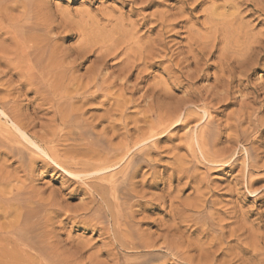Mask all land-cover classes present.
Returning <instances> with one entry per match:
<instances>
[{
    "label": "rangeland",
    "instance_id": "obj_1",
    "mask_svg": "<svg viewBox=\"0 0 264 264\" xmlns=\"http://www.w3.org/2000/svg\"><path fill=\"white\" fill-rule=\"evenodd\" d=\"M37 1H39V3ZM37 1L35 2L38 4L42 3L41 9L43 8V11L41 9L40 11L42 13L46 12L44 13L45 17L42 15L44 20L40 19L43 21H39L42 13L37 10L38 13L40 12V15L36 16L38 13L35 12L34 16L36 17H33L30 23L40 22L44 27L40 25L42 28L39 29L38 27V30L36 29L37 32L34 30L35 33H33L32 31L34 35L31 36V33L30 36L28 34L26 37H28V43L31 42L34 45L35 42L36 44H40L41 39L42 41L50 40L48 41L50 44L47 42L49 45L41 41L42 46L43 43H45L44 46L47 45V51H45L46 49L44 50V46V48L38 47V49H43L46 55V52L50 50L49 47H55L54 50L51 48L52 54L54 53L56 56L54 57L55 60L50 53V56H52L51 62L57 59L56 62H53L55 65L51 63L55 66L53 67L55 70L58 71V65L64 62L65 65L68 62H73V68L72 66H67L69 63L66 66L73 69L72 71L70 68V71L73 72L74 78H72L71 72L68 71L69 68H65L64 64H62L63 70L66 69V71L71 74L70 76L67 75L66 71V74H64V71L60 70L62 66L59 69L61 72L52 71L54 76L57 75L56 77H59L60 84L62 82L61 79H63L62 84H64V87L68 83V80L70 82H73V80L75 82L76 80L78 83H85L88 78H92L91 75L93 70L97 65L99 66V62H101V60L99 61V59L96 58L97 54L95 49H91L93 52L88 50L89 53L86 50H78L79 44H81L80 41H82V36L86 37L89 32L98 35L112 36L116 29L121 28V26L127 27V25H129L130 28L134 29L138 34H135L133 39L138 37L139 39H137L143 49H148L152 40L150 49H154L142 52L143 55L141 54L140 59L137 58L139 60L136 61L137 63L135 62L137 66H134L132 68L133 70L131 69L132 74L131 72H128L129 74L125 73L126 69L124 70L125 66L122 63L124 57L121 54H118L119 56L113 55V57L109 55L108 58L105 59L106 68L103 70L105 76L110 74V76L108 75L109 78L105 77L101 71L102 75L100 74L97 78L95 84V86L97 85L96 88H94V86H91L93 90L89 88V80L88 82L86 81L88 86H86L85 83L80 84L78 87V89L81 90L82 87L80 88V86L84 85L83 87H87L85 89H88L89 93H93L94 89L96 91L102 89V92L97 93L95 91V97L98 96L96 100L86 103L87 105H83L84 101L82 102V100H80V104L76 103L77 99H75L71 104V106H75L73 110L75 112L74 114L80 116L79 119L83 116V119L85 118V120H88L90 127L93 123L96 127H91L92 129L94 128L93 131L96 129V131H99L104 137L107 134L106 136L111 140V142L109 141L110 145L114 148L122 147L125 143L131 146L133 143L131 141L145 134L152 125H157L159 120L154 116L153 107L155 106L152 105L154 104L153 99L158 98L159 95H165V99L160 97L162 100L159 102L160 105H164L166 108L165 112L161 115V120L168 121L171 114H174V118L180 115L179 120H181L177 122V124L174 123L163 133H156L158 135H155L153 138L138 146V149L143 146L148 147L144 156L146 163L144 161V163L142 162L139 165L138 171L132 180L133 183L131 187H129V190H131V199L126 201L125 204H122L123 201H120L121 211L125 210L123 212L124 220L127 218L126 221L130 222L132 229L135 228L139 236L143 239L155 241L154 244L156 248L160 245L159 248L162 252L164 251V241L166 238L168 239H166V242L170 245L173 244L172 248H176V251L173 250L175 253L174 256L170 255L161 261L158 260L149 264H264V0H259L261 2L259 6H256V2L257 5L259 4L258 0H256V2L255 0H248V2L247 0H242V2L241 0H208L209 2H207V0H137L136 2H134L135 0ZM142 1L144 2L142 3ZM235 1H238L237 4ZM211 2H213V5ZM228 2H230V4H227ZM231 2L233 4H231ZM214 5L216 7L219 6L218 10L217 8H213L215 7ZM212 8L213 10H217H215L217 15L220 14L219 12H221V14L225 12L224 15L227 14L228 16L219 17V15L218 19L221 18V22L224 23L228 18L226 22L229 25L232 24L233 29L239 26L237 28H241L240 33L250 36L257 50L254 52L256 54L252 53L250 57H247L248 55H244V57L242 54H239V56H235L236 60L235 58V61L233 59L230 60L231 62L229 61V64H227V61L223 60L226 59L227 56L225 57L223 54L222 57L224 58L219 56L220 51L218 49H211V53L206 50L207 52L204 51L203 54L206 56L208 55L210 59L207 56L208 60L206 61L205 55L200 57L203 62L199 59V63L197 62V64H200L201 66H199L202 69L199 66L197 67H199L202 72L199 74L200 76H197L199 79L194 80V78H196L194 75L196 73L195 71L199 70V68H194V62V64H189V61L182 62V60L185 59L184 61H186L187 58L190 57L189 51L191 50L190 44L192 43V39L190 38L193 36L207 37L209 36L208 34L211 33H209V11ZM1 9L2 7L0 10ZM8 9L5 10L9 12H5L6 15L9 14V16L11 15L12 17L20 15L19 11H17L19 9ZM205 13L207 15H205ZM161 17L163 20L160 19ZM223 17L225 20H223ZM35 19L38 20V22H36ZM45 22H49V24L47 25ZM55 22L57 26L59 25L58 27ZM126 22L128 23L126 24ZM0 23L3 26L1 20ZM60 23L62 25H60ZM51 26L53 29H51ZM128 27L126 29H130ZM1 28L2 27H0V52L2 49L3 53L5 51L7 53H4V56L2 54V56H0V72L5 71L3 72L4 74H0V98L3 99V102H9L11 105H13V103L18 106L20 105V108L17 105L15 108L19 110L20 113L24 112L27 114L26 116L23 114V118L20 116V119L25 125L28 124L26 128L32 138L43 137L44 139H48L52 134L51 130L55 129L57 132L58 129L55 123H53L54 121H50L51 119L53 120V114L51 113H53L52 111L54 110L52 106H47L50 104L39 106L40 103L38 102H41L40 99L43 96L40 97V95H38V97L35 98V92L32 90L34 88L29 85L21 86L23 87L21 88L17 85L21 80L19 75L9 70H12L13 67L17 66L20 62L16 59L12 60L14 54L9 50H15L13 52H16L15 40L20 41L21 38L15 39L13 37L14 35L11 34L7 28V34L5 32V27L3 29ZM47 28L53 31L50 32V30L47 32L49 30H47ZM43 29L45 33H43ZM38 32L44 35L41 34L42 37H38ZM48 33V36L45 35ZM249 33L251 35H249ZM234 35L235 34L232 33L231 37ZM11 37H13L14 40ZM36 37L39 38V40H37ZM45 37H47L48 40H45ZM31 39L37 41H30ZM257 42H261L260 45H257ZM38 44L36 46H38ZM153 45L156 46L153 47ZM261 45L263 46L260 47ZM145 46L148 47L146 48ZM192 48H197L195 43H192ZM259 50L261 54L263 53L262 55L259 54ZM8 51L10 54L12 53V56H7L8 58L11 56V59H8L10 61L6 60L7 58L5 57L9 53ZM43 52L41 51V53ZM68 52H70L69 55ZM48 55L49 54L46 56L49 60L50 56ZM145 55L150 57L147 58ZM253 56H258V60L255 61L257 57L254 58ZM1 57L4 58L1 60ZM65 57L68 58L66 59ZM182 57H184V59ZM58 58L60 60H58ZM61 58L63 60L65 58V60L63 61ZM245 58H249V60L247 59V61ZM178 61L182 62V64ZM249 61L258 63L255 65L256 63H250ZM7 62H9L10 65H7ZM12 62L16 63V65ZM219 62L222 63L221 66L218 64ZM241 62H244V64L242 63V66H238L241 65ZM203 64L205 67H203ZM6 65L9 67V70L6 68ZM177 65L180 66L178 67ZM246 65L249 68L251 65L253 66V68H248V70L252 71H248L247 75H245L247 70H243V68L247 69ZM180 67H182L181 70L187 69L186 72L188 70L190 71V69L193 71L195 70L194 72L192 71L194 74L190 71L194 76L189 79L190 81L192 79L194 82L191 81L190 83L174 78L181 75ZM233 67L243 68L241 70L235 68L234 70ZM119 68L125 73V80L122 79L124 74H120ZM232 68L234 72L231 70ZM220 69L222 71H220ZM242 70L246 72H243L246 76V80L244 79V75H242ZM105 71L108 72L107 75ZM189 71L188 74H190ZM238 71L241 72H239L241 75L237 73ZM173 72H175V76ZM5 74L6 76H4ZM63 74L67 75L64 76L66 79L61 77ZM119 76L121 77L119 78ZM217 76H219L220 79ZM229 76L233 77V83L231 82V85L228 87L229 93L222 88H214L219 81L221 83L225 80H229ZM238 76H242L243 79L237 78ZM70 78L72 80H70ZM214 78L216 79L215 81ZM18 79L20 80L18 81ZM239 80L242 81V83ZM7 82H9V84ZM77 82L75 84L72 83V85L67 84V86H69L66 87L69 88L71 86L77 89L75 87ZM102 82L106 83L103 84ZM101 84L103 85L102 88L100 87ZM63 86L62 88H64ZM66 87L65 89H67ZM204 87L206 88L204 89ZM14 88L15 90L16 88L19 90L15 91ZM30 88L31 90L28 92ZM84 88L83 90H85ZM65 89L62 90L64 91ZM71 89L69 88L65 91H74V89ZM90 90L93 92H90ZM196 90L200 93L198 94ZM208 90L214 93L211 94ZM151 91L154 92L153 95H150L152 93ZM216 91H218V95L215 94L217 93ZM100 93L101 95L104 93L108 97L104 95L100 96ZM208 94L211 95L208 96ZM214 94L217 98H221L219 99L221 100L220 102L217 101L218 99L215 98ZM198 95H203V97L206 96L208 98L207 102L209 101L207 105L211 107H205L201 105V103H194V96L196 97ZM149 97H151V99ZM223 97L224 99L227 98L223 100ZM253 98L256 99L257 102L253 100ZM211 100L213 101L211 102ZM36 103L39 108L36 106ZM11 105H9V107H11ZM13 106L11 108H13ZM176 106H180L182 109H180L181 111L178 112L177 116L175 114L179 110L175 108ZM40 107H42L41 110L37 111ZM20 109H22V111ZM33 109L36 110L34 111ZM69 109H73V107ZM175 109H177V111ZM33 111L37 114L35 115ZM76 111H79V115ZM47 112H49V114H47ZM207 114H209L216 123L222 126L220 140L215 150L220 153L225 152V149V153H227V149L229 150L228 153L230 152V155L225 154V156L231 157L232 155V157L231 160L225 164L215 163L203 156L198 149V144L191 139V134L193 135L204 124ZM253 114L257 120L256 126L258 127L256 130H252L248 127L249 125L246 119L247 116L251 117ZM235 115H239L236 116L239 117L237 119L242 117L243 119L241 118L240 120H244L240 130H247V135L245 137L248 141L241 139V144L238 145L233 141L236 135L233 128L230 126V129L227 128L229 124H233L231 122L234 121ZM32 117L37 119L31 121ZM174 118L173 116L172 119L170 117V121L174 120ZM148 120L151 121L149 122ZM0 121V124L6 122L5 124L10 127V123L2 116L0 117ZM80 121H82V119ZM225 121L228 122L225 123ZM52 124H54L55 128L51 126ZM46 126L49 127L47 128ZM42 127L46 129L45 132H43L44 130ZM51 127L53 128L51 129ZM13 132L17 137L15 141L17 144L15 145L21 146L24 152L27 150L25 152L26 156L29 158L33 157L34 159L33 163H30V166H24L21 162L15 160L14 157L4 154L3 151L0 152V189L3 195L5 193L7 197L12 193L18 192L30 198V210H33L34 213L33 218L30 219L33 225L30 224V227L34 225L38 226L37 228L40 233L43 234L44 240H47L46 242L53 247L54 251L59 256V260L62 262L61 264H119L117 258L120 254H123V251H121V253L117 249L113 251V234L110 229L112 227L110 225L107 226V223L103 222L105 219L99 221L100 219H94L90 216L93 210L90 211L92 204L90 205L89 203L93 199H99L97 194L92 195V188L96 190L100 188L109 190V183H114V178L118 179L119 166L98 173L91 172L93 170L86 171L84 169H75L73 171H76L81 179L72 178L68 173L59 170L49 158L40 154V152L30 144L32 139L29 136L27 139H23L21 134L15 131ZM66 132L65 130L62 133L65 134ZM34 134H36V136ZM63 134L58 133L60 137ZM58 135V138H56L58 140L55 139V144H53V147H55L54 150L60 151V154L76 155L77 153L79 159H86L84 157L86 151L83 148L81 149L74 146L75 144L73 145V143L75 142L72 140V137H66L65 134V137L62 136L61 138H64L60 141ZM124 136H126V138ZM229 137L232 140L229 141L231 144L225 141ZM245 143L248 146L245 145ZM250 146L253 152L249 150L248 153L246 148L250 149ZM60 159L62 160L63 157H60ZM45 161H47L46 163L49 164V166L44 165ZM99 176L101 178L98 181V179L96 180L95 178ZM84 181L86 182L84 183ZM89 183H91L92 186ZM9 192H11L10 195ZM90 206L91 208H89ZM94 206L97 205L95 204ZM109 206L112 207L111 205ZM35 207L37 208L36 210ZM124 214L126 216H124ZM9 220H13L12 216H7L5 220H3V218L0 219L1 222ZM101 222L102 224H100ZM121 227L127 229L128 226L125 224V226L123 225ZM107 229L110 231H106ZM37 233H39L38 230ZM137 251L132 252L137 253ZM125 252L129 251H124V253ZM177 252H179V255Z\"/></svg>",
    "mask_w": 264,
    "mask_h": 264
},
{
    "label": "bare ground",
    "instance_id": "obj_2",
    "mask_svg": "<svg viewBox=\"0 0 264 264\" xmlns=\"http://www.w3.org/2000/svg\"><path fill=\"white\" fill-rule=\"evenodd\" d=\"M35 1H37V0H0V6L2 7V9L0 10V20L2 21V23H3V26L5 27V29L7 28L8 29V31L11 33V34H13L14 36V38L16 39V38H21V40L19 41V40H15V43H16V52H13V51H15V50H9L10 52H12L14 55L12 56V53L10 54V52L5 56L7 59L6 60H8V59H11V56L13 57V59L12 60H18V62H20V63H18V65L17 66H14L13 67V69L12 70H9V67L7 66V65H10V63L9 62H7V69L9 70V71H13L12 73H14V72H16V74H18L19 75V77H20V79H18V81H19V83L17 84V85H19L20 87L21 86H25V85H29V86H31L32 88H34V89H32V90H34V92H35V95H36V97L35 98H37L38 97V95H40V97L41 96H43L41 99H40V101L41 102H38V103H40V105L39 106H41V105H43V106H46L47 104H50V105H47V106H52V109L54 110V111H52V109H51V111L53 112V113H51V114H53L52 116H53V120L51 119L50 121L51 122H53V123H55V126L58 128L57 129V132L55 131V129L53 130L52 128L54 127L55 128V126H54V124H52L51 126H53V127H51V129L53 130H51V138L49 139H44L43 137H40V138H36V137H31V135L28 133V131H27V128H26V126L28 125H25L24 123H22L21 122V117L23 118V116L25 115H27L26 113H22V115H21V113H20V111L19 110H17L15 107H16V105L17 104H15V103H13V105H15V106H13V105H11V104H9V102H3L2 100L3 99H1L0 98V117L2 116L5 120H7L9 123H10V127L9 126H7L5 123L6 122H4V124H0V152L1 151H3V153L4 154H7L8 156H11V157H14V159L15 160H17V161H19V162H21V164L22 165H28V166H30V163H33V157L31 158H29V157H27L26 156V154H25V152L27 151H25L24 152V150L21 148V146H17V145H15V144H17V143H15V141H16V139H17V137H16V135H15V133L13 132V131H15V132H18L19 134H21V136H22V138L23 139H27V137L29 136L31 139H32V141H30L31 143V145L38 151V152H40V154H42L43 156H45L46 158H49L53 163H54V165H56L58 168H59V170H63L64 171V173L66 172V173H68L69 175H71L72 176V178H80V175L79 174H77L76 173V171H73V170H77V169H84V170H86V171H91V170H93V171H91V172H93V173H98V172H103V171H105V170H107V169H110V168H113V167H115V166H119V168H120V170H119V176H118V179H116V178H114L115 179V182L114 183H109L110 184V188H109V190H103V188H100V189H98V190H96L95 188H92L93 190H92V195L93 194H97L98 196H99V199L98 200H95V199H93L92 201H90L89 203H90V205L92 204V208H91V206L89 207V208H91L90 209V211L91 210H93L92 212H91V214L92 215H90V216H92L94 219L96 218V219H100L99 221H101V220H104L103 222L105 223H107V226L108 225H110L112 228H110L111 229V233L113 234V251L114 250H118V251H120V253H121V251H123V254L121 255H119V257L117 258V260H118V262H119V264H149V263H152V262H156V261H158V260H162V259H165L166 257H169L170 255H175V253H174V251L173 250H175L174 248H172L173 247V244L172 245H170L169 243H167L166 242V239H165V241H164V244H165V247L163 248L164 249V251L162 252L161 251V249L159 248V246H158V248H156V246H155V244H154V242L153 241H150V240H147V239H143L141 236H139V234H138V232L137 231H135V228H133L132 229V226H131V224H130V222H127L126 221V219L124 220V218H123V212L125 211V210H122L121 211V209L122 208H120V201L122 202L123 201V203L122 204H125V202L126 201H128L129 199H131V190H129V187H131V185H132V180H133V178H134V176H135V174L137 173V171H138V167H139V165L143 162L144 163V161H145V159H144V156H145V154H146V151L148 150V147H146V146H143V147H141L140 149H138V146L139 145H141L142 143H144V142H146L147 140H149V139H151V138H153L155 135H158V134H160V133H163V132H165L171 125H173L174 123H176L177 124V122H179L180 120H179V116L180 115H178L177 116V114H178V112H180L182 109V105H181V103H180V105H181V108H180V106H176L175 108H177L179 111H177V109H175L176 111H177V113L175 114L177 117H175L174 118V114H171V119H172V116H173V118H174V120H171L170 121V117H169V120L168 121H165V120H161V115H162V113L163 112H165V110H166V108H165V106L164 105H160L159 104V102H160V100H162L161 98L163 97L164 98V96H160L159 95V97L158 98H156V99H153V101H154V104L152 105V106H155V107H153L154 108V116L156 117V118H158V123H157V125H155V126H153L152 125V127H149V129L147 130V132H145V134H142L140 137H138V136H136V137H138V138H136V140H134V141H131V142H133L132 143V145L130 146V144L129 145H126V143L121 147H118V148H114V147H112L111 145H110V142H111V140H109V137L108 136H106L105 135V137L106 138H108V139H106L103 135H101L100 134V132L99 131H96V129H95V131H93L94 130V128L92 129L91 127L93 126V127H95V125H93V123H92V126L90 127V125L88 124V120H85V118L83 119L82 117L83 116H81V119H82V121H80L81 119H79L80 118V116H77L76 114H74L75 112L73 111L74 110V105L73 106H71V104L74 102V100L75 99H77V101H76V103H80L81 104V102H80V100H82V102H83V105L84 104H86V103H90L91 101H93L94 102V100H96V97H98V96H96L95 97V94L94 93H98V92H102L101 90L100 91H96L95 89H94V92L93 91H91V90H93V89H91V86H94V88H96L97 87V85L95 86V84H96V82H97V78L100 76V74L102 75V72H103V75H104V71L103 70H105L104 68H106L105 66H106V64H105V59L106 58H108V56L110 55H112L111 57H113V55H118V54H121L123 57H124V62L122 61V63L124 64V70L126 69V71H125V73H127V74H129L130 72H131V74H132V68L134 67V66H137V65H135L137 62V60H139L140 59V57H141V54L143 55V53L142 52H145V51H147V50H153L154 48H152V49H150L151 47H150V44H151V42H152V40H151V42H150V44H149V48L148 49H143V47L141 46V44L139 43V41H138V37H137V32L134 30V29H132V28H130V26L129 25H127V27L128 28H130V29H126L127 27L126 26H121V28H118V29H116V31L113 33V35L112 36H110V35H98V34H96V33H93V32H89V34H87V36L85 37V36H82V41H80L81 42V44H79V48H78V50L79 51H81V50H86L88 53H89V51H92L91 49L93 48V50L95 49L96 51V58L97 59H99V61L101 60V62H99V66L97 65V67L93 70V72H92V78H88L86 81L88 82V80H89V88L91 89L90 90V92H93V93H89V91H88V89H85V88H87V87H83L82 85L80 86V88H81V90H79L78 89V87H79V85L80 84H85L86 83V81H85V83H78L76 80H75V82H74V80H73V82L71 81H69L68 79V83L67 84H69V85H72V83H76L77 82V85L75 86L77 89H74V87H69L70 89L72 88V89H74V91L72 90V92L70 91H65V90H67V89H69V88H67L68 86H67V84H66V88L67 89H65V87L63 86L64 84H62V82H63V79H61V77L62 78H65L64 76H67V75H71L73 72H71L70 70L73 68V66H72V63H69V64H71V65H69L68 63V65L67 66H72V68L70 69L69 67H67L64 63H62V64H64V67L66 68H69V72H71V74L68 72V71H66V69L65 70H63L64 68H63V66H62V64H60V65H58V67H59V69H60V67H61V69L60 70H63L64 71V74H66V72H67V75H64L63 74V76H61L60 77V79H61V84L59 83V77L57 78L56 76H54V74L52 73V71L54 72V71H56V72H61L59 69H58V71L57 70H55V68H53V67H55V66H53V65H55V63L53 64V62H56L57 61V59H56V61H52L51 62V58H52V56H50L51 54H52V49L51 48H53V50L55 49V47H49L50 48V50H51V52H50V50H49V52H46L47 54H49L48 56H50V58H49V60H48V57L45 55V51H47V45H49L50 43L48 42V41H50V40H48L47 39V37H45L46 39L45 40H48V41H44V42H46V46H44V44L45 43H43V46L45 47H43L42 46V43H41V41H42V39H41V41H40V44H38V46H36L37 44H36V42H35V45L33 44V43H31V42H29L28 43V37H26V36H28V34H29V36H30V34L32 33V31H33V33H35L34 32V30L37 32V30H38V27H39V29L40 28H42V27H44V25H42V24H40V22H38V20H36V22H38V23H30L31 22V20H32V18L33 17H36V16H39L40 15V9H41V5H42V3L41 4H38L39 3V1H37L38 3H36ZM43 1V0H42ZM137 0H135L134 2H136ZM139 1V0H138ZM141 1V0H140ZM144 1H147V0H144ZM144 1H142V3L144 2ZM197 1V0H196ZM195 1V2H196ZM200 1V0H199ZM211 1V0H210ZM240 1V0H239ZM252 1V0H251ZM259 1V0H258ZM206 2V1H205ZM207 2H209L208 0H207ZM238 2V1H237ZM237 2L235 1V3L237 4ZM241 2H242V0H241ZM245 2V1H244ZM247 2H248V0H247ZM255 2H256V0H255ZM254 2V3H255ZM146 3H148V2H146ZM201 3V2H200ZM214 3H215V1H214ZM234 3V4H235ZM252 3V2H251ZM260 1H259V4L257 5V2H256V6H259L260 5ZM196 4V3H195ZM211 4L213 5V2H211ZM227 4H230V2H228ZM231 4H233L232 2H231ZM235 4V5H236ZM253 4V3H252ZM226 5V4H225ZM215 6V5H214ZM229 6V5H228ZM232 6H234V5H232ZM237 6V5H236ZM254 6H255V4H254ZM0 7V8H1ZM219 7V6H218ZM218 7H213V8H217V10H218ZM226 7V6H225ZM235 7V6H234ZM8 8H11V9H19V10H17V11H19V14L20 15H18V16H15V17H12L11 15L9 16V14L8 15H6V13H9L8 11L6 12L5 10L6 9H8ZM213 8L209 11L210 12V16H209V33L210 34H208L209 36H205V37H199V36H197V37H192V38H190V39H192V43H195V45H196V47L197 48H192V43H191V40H190V46H191V50L189 51V55H190V57H188L187 58V60L186 61H184L185 59H184V57H182L184 60H182V62H188L189 61V64L190 63H195V69L196 68H199L200 66L197 64V62L199 63V59H200V57L202 56V55H205V54H203V52L204 51H209V53H211L210 51H211V49H218L219 51H220V57H222V54L223 55H225V57H226V59H223V60H225V61H227L228 63L227 64H229V61L230 60H234V58H235V60H236V57L235 56H239V54H242L243 56L245 55H248L247 57H250L251 56V54L252 53H254L256 50H257V47H256V45H254L253 44V42L251 41V39H250V36H247L246 34H244V33H240V29L239 28H237V27H239V26H237L236 28H232V24H228L227 22H226V20H228V18L225 20V18L223 19V20H225L224 21V23L223 22H221V18L220 19H218V16L219 17H222V16H226V15H224V13H222L221 14V12H219L220 14H216L215 13V10H213ZM222 8H223V5H222ZM231 8H233V7H231ZM255 8V7H254ZM43 9V8H42ZM41 9V10H42ZM225 9V8H224ZM235 9V8H234ZM260 9V8H259ZM258 9V10H259ZM8 10H10V9H8ZM37 10H39L40 12L38 13L37 12ZM216 10V11H217ZM223 10V9H222ZM256 10V9H255ZM257 10V11H258ZM262 10V9H261ZM10 11H12V10H10ZM43 11V10H42ZM181 11V10H180ZM254 11V10H253ZM252 11V12H253ZM260 11V10H259ZM6 12V13H5ZM38 13L36 16H34V13ZM205 12V11H204ZM208 12V11H207ZM42 13V12H41ZM44 13H46V12H43L42 14H41V18H39V21H43L44 20V18H42L43 16L42 15H44ZM254 13V12H253ZM203 14V13H202ZM205 15H207L206 13H205ZM228 16V15H227ZM231 16H233V15H231ZM44 17H45V15H44ZM51 17V16H50ZM52 17H54V16H52ZM217 17V18H216ZM231 18V17H230ZM229 18V19H230ZM40 19H43V20H40ZM48 19V18H47ZM56 19V18H55ZM61 19V18H60ZM160 19H162V17L160 18ZM35 20H33V21H35ZM63 20V19H62ZM163 20V19H162ZM48 21V20H47ZM46 21V22H47ZM234 21H235V19H234ZM45 22V24H49V22L48 23H46ZM57 22V21H56ZM56 22H55V24H56ZM59 22V21H58ZM64 22V21H63ZM165 22V21H164ZM168 22V21H167ZM166 22V23H167ZM208 22V21H207ZM231 22V21H230ZM229 22V23H230ZM44 23V22H43ZM53 23V22H52ZM62 23V22H61ZM60 23V25H62ZM128 22H126V24H127ZM159 23V22H158ZM55 24H53V25H55ZM162 24V23H161ZM205 24V23H204ZM207 24V23H206ZM240 24V23H239ZM42 27H41V26ZM51 25V24H50ZM238 25V24H237ZM2 26V24L0 23V27H2L1 29H3L4 27ZM56 26H57V24H56ZM59 26V25H58ZM57 26V27H58ZM46 27V26H45ZM48 27V26H47ZM135 27V26H134ZM163 27V26H162ZM206 27H208V26H206ZM136 28V27H135ZM7 29H6V34L8 33L7 32ZM37 29V30H36ZM49 28H47V30H48ZM51 29H53V27L51 26ZM51 29H49L47 32H49ZM245 29V28H244ZM1 31V30H0ZM3 31V30H2ZM43 31H44V29H43ZM53 30H51L50 32H52ZM87 31V30H86ZM90 31V30H89ZM208 31V30H207ZM247 31V30H246ZM9 33V34H10ZM31 34V36L32 35H34V34ZM39 33V36L38 37H40L41 36V34H43V33H45V31L43 32V33H41L40 34V32H38ZM79 33V32H78ZM189 33H190V31H189ZM232 33H234L235 35L233 36V37H231V34ZM248 33V32H247ZM10 34V35H11ZM111 34V33H110ZM135 34H137L136 35V37L138 38H136V39H133V37L135 36ZM35 35H37V34H35ZM44 35V34H43ZM45 35H49V33L48 34H45ZM86 35V34H85ZM249 35H251L250 33H249ZM12 36V35H11ZM15 36H18V37H15ZM140 36V35H139ZM191 36V35H190ZM13 37H11L13 40H14V38ZM35 37V36H34ZM42 37V36H41ZM256 37V36H255ZM25 38V39H24ZM37 38V37H36ZM36 38H34V39H36ZM30 39V38H29ZM254 39H256V38H254ZM257 39H258V37H257ZM33 39H31L30 41H32ZM37 40H39V38H37ZM37 40H33V41H37ZM54 40V39H53ZM189 40V39H188ZM260 40V39H259ZM42 41V42H43ZM150 41V40H149ZM258 41V40H257ZM261 41V40H260ZM49 44H48V43ZM143 42V41H142ZM254 42H255V40H254ZM260 43L261 42H257V45H260ZM264 43V42H263ZM28 44H31V45H28ZM33 44V45H32ZM142 44H144V43H142ZM39 45H41V46H39ZM188 45V44H187ZM219 45V46H218ZM50 46H54V45H50ZM154 46H156V45H153V47ZM263 45H261L260 47H262ZM38 47H40V48H44V50L42 49H38ZM146 47V46H145ZM148 47V46H147ZM146 47V48H147ZM259 47V48H260ZM48 48V49H49ZM189 48V47H188ZM264 48V47H263ZM5 49V48H4ZM190 49V48H189ZM89 50V51H88ZM217 50V51H218ZM3 50L1 49V52H2ZM41 51L43 52V53H41ZM56 51V50H55ZM55 51H53V52H55ZM72 51V50H71ZM206 51V52H207ZM219 51H218V53H219ZM260 51V50H259ZM0 52V56H4L5 54L4 53H7L6 51L3 53H1ZM83 52V51H82ZM86 52V53H87ZM93 52V51H92ZM215 52V51H214ZM258 52V51H257ZM51 53V54H50ZM69 53L70 52H68V55H69ZM78 53V52H77ZM150 53V52H149ZM208 53V54H209ZM213 53V52H212ZM259 53V52H258ZM2 54V55H1ZM56 54V53H55ZM79 54V53H78ZM82 54V53H81ZM146 54H147V52H146ZM187 54H188V52H187ZM187 54H186V56H187ZM214 54V53H213ZM231 54V55H230ZM254 54H256V53H254ZM260 55H262L261 54V51H260V53H259ZM8 55H11L10 56V58H8L7 56ZM53 55V58L54 57H56L55 55H54V53L52 54ZM57 55V54H56ZM120 55V56H121ZM152 55V54H151ZM188 55V56H189ZM258 55V54H257ZM259 55V56H260ZM107 56V57H106ZM119 56V55H118ZM117 56V57H118ZM121 56V57H122ZM153 56V55H152ZM185 56V57H186ZM206 56V55H205ZM204 56V57H205ZM208 56V55H207ZM207 56H206V61L208 60V58H209V56H208V58H207ZM244 56V57H245ZM15 57V58H14ZM47 57V58H46ZM58 57H60V56H58ZM69 57V56H68ZM67 57V58H68ZM80 57V56H79ZM116 57V56H115ZM122 57V58H123ZM145 57H147L146 55H145ZM148 57H150V56H148ZM147 57V58H148ZM254 57V56H253ZM255 57H257V59H255V61L256 60H258V56H255ZM254 57V58H255ZM2 58H4V57H1V60H2ZM62 58H63V56H62ZM61 58V59H62ZM66 58V57H65ZM65 58H64V60H65ZM66 58V59H67ZM77 58V57H76ZM110 58V57H109ZM137 58H139V59H137ZM216 58H218V57H216ZM222 58H224V57H222ZM221 58V59H222ZM254 58H253V61H254ZM262 58V57H261ZM264 58V57H263ZM81 59V58H80ZM143 59V58H142ZM190 59V60H189ZM205 59V58H204ZM203 59V60H204ZM210 59V58H209ZM237 59H238V57H237ZM244 59V58H243ZM248 60H249V58H247ZM246 58H245V60H247ZM5 60V59H4ZM3 60V61H4ZM5 60V61H6ZM53 60V59H52ZM54 60H55V58H54ZM58 60H60L59 58H58ZM63 60V59H62ZM63 60V61H64ZM180 60V59H179ZM201 61H202V59H200ZM234 60V61H235ZM247 60V61H248ZM250 60H251V58H250ZM8 61H10V60H8ZM120 61V60H119ZM143 61V60H142ZM220 61V60H219ZM253 61H251L252 63H256V62H253ZM75 62H77V61H75ZM94 62V61H93ZM136 62V63H135ZM140 62H141V60H140ZM179 62V61H178ZM182 62H179V63H181L182 64ZM203 62V61H202ZM205 62V61H204ZM220 62H222V61H220ZM218 63L220 66H221V64L222 63ZM224 62V61H223ZM231 62V61H230ZM245 62V61H244ZM244 62H241L240 64L241 65H238V66H242V63L244 64ZM250 62V61H249ZM248 62V63H249ZM250 62V63H251ZM9 63V64H8ZM13 63V62H12ZM53 65H52V64ZM96 63V62H95ZM107 63V62H106ZM139 63V62H138ZM193 63V64H194ZM209 63V62H208ZM234 63V62H233ZM236 63H238V62H236ZM235 63V64H236ZM258 63V62H257ZM257 63L255 64V65H257ZM5 64H6V62H5ZM13 64H15L16 65V63H13ZM98 64V63H97ZM202 64V63H201ZM207 64V63H206ZM205 64V65H206ZM209 64H212V63H209ZM224 64V63H223ZM226 64V63H225ZM226 64V65H227ZM253 64V65H254ZM122 65V64H121ZM175 65V64H174ZM183 65H184V63H183ZM183 65H182V67H183ZM225 65V66H226ZM232 65V64H231ZM248 65V64H247ZM246 65V66H247ZM75 66V65H74ZM123 66V65H122ZM122 66H121V68H122ZM178 66V65H177ZM180 66V65H179ZM178 66V67H179ZM187 66V65H186ZM197 66H199V67H197ZM219 66V67H220ZM225 66H224V68H225ZM234 66V65H233ZM245 66V65H244ZM79 67V66H78ZM182 67H180L179 69L181 70V68ZM184 67H185V65H184ZM191 67V66H190ZM203 67H205L204 66V64H203ZM213 67V66H212ZM216 67V66H215ZM227 67V66H226ZM228 67H230V66H228ZM253 68V66L251 65L250 66V68ZM254 67H256V66H254ZM54 70H53V69ZM137 68V67H136ZM139 68V67H138ZM201 68V67H200ZM199 68V70H194L196 73L194 74L193 72V70H191L190 69V71L195 75V77L196 78H194V80H197V79H199L197 76H200L199 74L202 72L201 71V69ZM206 68H208V67H206ZM234 68V67H233ZM233 68L231 69L232 71H233ZM236 68V67H235ZM235 68H234V70H235ZM238 68V70H241L242 68H240V67H237ZM236 68V69H237ZM240 68V69H239ZM247 69H244L243 68V70H247V73L246 72H244L243 70H242V75H244V73H246L245 75H247L248 74V71L249 72H251L252 70H248V66L246 67ZM249 68V69H250ZM120 69V68H119ZM128 69V70H127ZM132 69V70H131ZM172 69V68H171ZM170 69V70H171ZM226 69V68H225ZM130 70V71H129ZM179 70V71H180ZM185 70V71H184ZM182 69L181 71H184V72H181L180 71V76H177V77H174V78H176V79H181L182 81H185V82H190L191 83V81H193L192 79H191V81L189 80L192 76H194L193 74H191V72H190V74H188V71L186 72V70L187 69ZM207 70V69H206ZM66 71V72H65ZM72 71H73V69H72ZM102 71V72H101ZM119 71V70H118ZM166 71V70H165ZM218 71H219V69H218ZM220 71H222L221 69H220ZM254 71V70H253ZM3 72H5V71H3ZM2 71L0 72V74L1 73H3ZM55 72V73H56ZM107 71H105V74L107 75L108 74V72L106 73ZM120 74H124V76H125V73H123V71H122V69H120ZM129 72V73H128ZM144 72V71H143ZM227 72V71H226ZM234 72V71H233ZM233 72H231V73H233ZM239 72L240 71H238L237 73L239 74ZM244 72V73H243ZM12 73H10L11 75H13ZM174 73V76H175V72H173ZM177 73V72H176ZM205 73V72H204ZM218 73V72H217ZM228 73V72H227ZM241 73V72H240ZM4 74V73H3ZM8 74V73H7ZM15 74V75H16ZM57 74V73H56ZM126 74V75H127ZM179 74V73H178ZM185 74V75H184ZM229 74H230V72H229ZM17 75V76H18ZM109 76H110V74H108ZM108 75L107 76H105V77H108ZM119 75V74H118ZM168 75H170V74H168ZM203 75V74H202ZM205 75V74H204ZM218 75V74H217ZM235 75V74H234ZM234 75H233V77H234ZM239 75H241V74H239ZM244 75V79L246 80V76ZM4 76H6V74L4 75ZM59 76H60V74H59ZM72 76H73V74H72ZM71 76V77H72ZM122 77V79L123 80H125L124 78H126V76L125 77ZM236 76V75H235ZM121 76H119V78H120ZM207 77V76H206ZM218 78H219V76H217ZM217 77H216V79H217ZM224 77V76H223ZM233 77L232 76H229L228 78H229V80H225V81H223V82H221L220 83V81L217 83V85L216 86H214V88H222V89H224L226 92H228V87L231 85V82L233 81L232 79H233ZM249 77V76H248ZM247 77V78H248ZM58 80H57V79ZM72 78H74V76L72 77ZM109 78V77H108ZM118 78V79H119ZM188 78V79H187ZM237 78H242L243 79V77L241 76H238ZM66 79V78H65ZM111 79H112V77H111ZM203 79V78H202ZM215 78H214V81L216 80ZM220 79V78H219ZM222 79V78H221ZM235 79H236V77H235ZM70 80H72L71 78H70ZM121 80V79H120ZM189 80V81H188ZM218 80V79H217ZM66 81V80H65ZM105 81H109V80H105ZM177 81V80H176ZM240 81V80H239ZM127 82V81H126ZM180 82V81H179ZM184 82V83H185ZM194 82V81H193ZM241 83H242V81H240ZM8 84H9V82H7ZM71 83V84H70ZM103 84H105L106 82H102ZM110 83V82H109ZM181 83V82H180ZM233 83V82H232ZM239 83V82H238ZM238 83H237V85H238ZM74 84H73V86H74ZM2 85H4V84H2ZM60 85H62L64 88H62V86H60ZM87 85V83H86V86H88ZM111 85V84H110ZM109 85V86H110ZM195 85V84H194ZM99 86V85H98ZM102 84L100 85V87L102 88ZM109 86H107V87H109ZM123 86V85H122ZM153 86V85H152ZM244 86V85H243ZM60 87H61V89H60ZM114 87H115V85H114ZM113 87V88H114ZM237 87V86H236ZM1 88V87H0ZM18 88V87H17ZM16 88V90H19V89H17ZM21 88H23V87H21ZM83 88L85 89V90H83ZM122 88V87H121ZM124 88H126V87H124ZM206 87H204V89H205ZM210 88H211V86H210ZM241 88V87H240ZM62 89H65L64 91L62 90ZM100 89V88H99ZM153 89V88H152ZM151 89V90H152ZM212 89V88H211ZM211 89H209V90H211ZM14 90H15V88H14ZM15 90V91H16ZM31 90V88L28 90V92ZM161 90H162V88H161ZM198 90V89H197ZM196 90V91H197ZM209 90H208V92H209ZM215 90V89H214ZM219 90V89H218ZM221 90V89H220ZM224 90H222V91H224ZM96 91V92H95ZM155 91V90H154ZM158 91V90H157ZM27 92V93H28ZM152 93L150 94V95H153V91H151ZM163 92V91H162ZM207 92V91H206ZM207 92V93H208ZM211 92V91H210ZM209 92V93H210ZM217 93H215V94H217L218 95V91H216ZM241 92V91H240ZM31 93V92H30ZM164 93H165V91H164ZM194 93V92H193ZM197 93L199 94L200 92H198L197 91ZM196 93V94H197ZM207 93H205V94H207ZM212 93H214L213 91L211 92V94ZM229 93V92H228ZM162 94V93H161ZM210 94V95H211ZM214 94V95H215ZM227 94V93H226ZM97 95V94H96ZM102 95H104L105 97L107 96L106 94H104V93H102ZM101 95V93H100V96H102ZM194 95V94H193ZM201 95V94H200ZM200 95H198V96H194V100H195V102L194 103H201V105H203V106H205V107H207V106H209V105H207L208 103H209V101L207 102V97L205 98V97H203V95L202 96H200ZM209 94H208V96H210ZM214 95H212V96H214ZM220 95H221V93H220ZM223 95V94H222ZM99 96V97H100ZM104 96H103V98H104ZM155 96V95H154ZM154 96H153V98H154ZM192 96V95H191ZM224 96V95H223ZM254 96V95H253ZM256 96V95H255ZM108 97V96H107ZM161 97V98H160ZM193 97V96H192ZM221 97V96H220ZM243 97V96H242ZM103 98H101L102 100H104ZM150 99H151V97H149ZM167 98H168V95H167ZM213 98V97H212ZM215 98H217L216 97V95H215ZM227 98V97H226ZM225 98V99H226ZM254 98H256V97H254ZM253 98V100H256V99H254ZM39 99V98H38ZM79 99V100H78ZM109 99V98H108ZM165 99V98H164ZM218 99V100H217ZM216 100L217 101H221V100H219V99H221V98H217ZM223 100H225L224 99V97L222 98ZM252 99V98H251ZM259 99V98H258ZM35 100H37V99H35ZM236 100V99H235ZM243 100H245V99H243ZM108 101V100H107ZM213 100H211V102H212ZM29 102H31V101H29ZM34 102V101H33ZM101 102V101H100ZM103 102V101H102ZM101 102V103H102ZM163 102V101H162ZM162 102H161V104H162ZM207 102V103H206ZM210 102V103H211ZM232 102V101H231ZM235 102V101H234ZM256 102H257V100H256ZM12 103V102H11ZM104 103V102H103ZM106 103V102H105ZM151 103V102H150ZM237 103V102H236ZM255 103V102H254ZM253 103V104H254ZM29 104V103H28ZM46 104V105H45ZM222 104V103H221ZM247 104V103H246ZM245 104V105H246ZM9 105H11V107L13 106V108H11V107H9ZM87 105V104H86ZM117 105V104H116ZM18 106V105H17ZM20 106V105H19ZM18 106V107H19ZM36 106H37V103H36ZM39 106H37L38 108H39ZM73 107V109H69V108H71V107ZM82 106V105H81ZM185 106V105H184ZM244 106V105H243ZM247 106V105H246ZM254 106V105H253ZM252 106V107H253ZM34 107V106H33ZM84 107V106H83ZM112 107H114V106H112ZM209 107H211V106H209ZM213 107V106H212ZM252 107H251V110H252ZM20 108V107H19ZM41 108L42 107H40V109L39 110H37V111H40L41 110ZM47 108H49V107H47ZM46 108V109H47ZM80 108H82V107H80ZM115 108V107H114ZM174 108V107H173ZM214 108V107H213ZM240 108V107H239ZM148 109V108H147ZM152 109V108H151ZM181 109V110H180ZM186 109V108H185ZM21 111H22V109H20ZM34 110V109H33ZM36 110V109H35ZM34 110V111H35ZM44 110V109H43ZM77 110V109H76ZM171 110V109H170ZM34 111H33V113H34ZM50 111V110H49ZM175 111V112H176ZM243 111V110H242ZM32 112V111H31ZM79 111H76V113L79 115V113H78ZM114 112V111H113ZM147 112H148V110H147ZM240 112V111H239ZM149 113V112H148ZM153 113V112H152ZM236 113V112H235ZM246 113H248V112H246ZM252 113V112H251ZM24 114V115H23ZM30 114H32V113H30ZM35 115L37 114V113H34ZM47 114H49V112H47ZM180 114V113H179ZM83 115V114H82ZM152 115V114H151ZM21 116V117H20ZM51 116V117H52ZM167 116H169V115H167ZM205 116V115H204ZM236 116H239V115H235V119H234V121L233 122H231V123H233V124H229L228 126H227V128H229V126L230 127H232L233 128V130H234V132H235V139L233 140V141H235L234 143L235 144H241L240 142H241V139H243L244 141L246 140V135H247V130H240V128H242V122L244 121H241L240 119L242 118L241 116V118L240 119H237V118H239V117H236ZM35 117V116H34ZM34 117H32V119H31V121L33 120V119H37V118H34ZM254 117V114L253 115H251V117H246V119H247V123H248V127L249 128H251L252 130H256L257 129V127L258 126H256V119H255V117ZM31 118V117H30ZM205 118V117H204ZM232 118H233V116H232ZM231 118V119H232ZM25 119V118H24ZM27 119V118H26ZM243 119V118H242ZM245 119V120H246ZM28 120H30V119H28ZM87 121V122H85V121ZM230 120V119H229ZM22 121H23V119H22ZM146 121H147V119H146ZM149 122L151 121V120H148ZM51 122H50V124H51ZM110 122V121H109ZM169 122V123H168ZM228 122V121H227ZM226 121H225V123H227ZM0 123H1V121H0ZM29 123H30V121H29ZM168 123V124H167ZM246 123V124H247ZM264 123V122H263ZM31 124V123H30ZM34 124H36V123H34ZM37 124H38V122H37ZM36 124V125H37ZM86 124H88V125H86ZM261 124H262V122H261ZM110 125V124H109ZM225 125V124H224ZM33 126V125H32ZM32 126H30V127H32ZM50 126V125H49ZM49 126H46L47 128L49 127ZM260 126V125H259ZM28 127V126H27ZM96 128V127H95ZM31 129V128H30ZM42 129H43V127H42ZM106 129V128H105ZM112 129V128H111ZM221 129H222V126L220 125V124H218V123H216L211 117H210V115L209 114H207V117H206V119H205V122H204V124L192 135L191 134V139H193L194 141H195V143H197L198 144V149L200 150V152L202 153V155L203 156H205V157H207L210 161H213V162H215V163H222V164H225V163H227L228 161H230L231 160V157H232V155H231V157H226L225 156V154H229L230 155V152L228 153V149H227V153H225L226 152V149H225V152H222V153H220V152H218V151H216L215 150V148H216V146H217V143L219 142V140H220V132H221ZM230 129V128H229ZM248 129V128H247ZM259 129V128H258ZM261 129V128H260ZM29 130V129H28ZM44 130V131H43ZM42 131L43 132H45V128L43 129ZM67 131L65 134H63L62 132L63 131ZM232 130V131H233ZM250 130V129H249ZM48 131V130H47ZM103 131H105V130H103ZM107 131V130H106ZM241 131V132H240ZM263 131V130H262ZM48 132H50V131H48ZM54 132V133H53ZM98 134H97V133ZM108 132V131H107ZM144 132V131H143ZM160 132V133H159ZM58 133H61V134H63L62 136H70V137H72V140L75 142V143H73V145L74 146H77V147H79V148H83L86 152H85V154H84V157L86 158V159H84L83 160V158L82 159H79L78 158V155H77V153H76V155L74 154V155H68V154H60V151L58 152V151H56V150H54V148L55 147H53V144H55V139L56 138H58L57 137V135H58ZM156 133H158V134H156ZM46 134V133H45ZM35 136H36V134H34ZM47 135V134H46ZM37 136H39V135H37ZM59 136V135H58ZM61 136V137H62ZM64 136V137H65ZM128 136V135H127ZM60 136H59V139H60V141L64 138H61ZM123 137V136H122ZM125 138H126V136H124ZM130 137V136H129ZM230 138V137H229ZM226 139L225 141H232L231 140V138L230 139ZM56 140H58V139H56ZM65 141V140H64ZM67 141V140H66ZM110 141V142H109ZM246 141H248V140H246ZM130 142V143H131ZM227 142V143H228ZM243 142V141H242ZM230 143V142H229ZM231 144V143H230ZM60 145V144H59ZM71 145H72V143H71ZM245 145H247L246 143H245ZM250 145V144H249ZM148 146V145H147ZM248 146V145H247ZM70 147V146H69ZM137 147V148H136ZM25 148V147H24ZM132 149H134V150H132ZM133 152H132V151ZM231 150V149H230ZM249 150H251V152H253V149H251V146H250V149H248V148H246V151L248 152ZM29 151V150H28ZM245 151V152H246ZM130 152H132V153H130ZM61 153H62V151H61ZM130 153V154H129ZM249 153V152H248ZM225 156V157H224ZM228 156V155H227ZM40 157H42V156H40ZM60 157H63V159L61 160L60 159ZM250 157V156H249ZM248 157V158H249ZM247 158V159H248ZM252 158V157H251ZM254 158V157H253ZM45 160V159H44ZM250 160V159H249ZM252 160V159H251ZM252 161H254V160H252ZM251 161V162H252ZM47 161H45L44 162V165H48L49 166V164H47L46 163ZM27 163V164H26ZM145 163H146V161H145ZM248 167V166H247ZM62 171V172H63ZM75 172V173H74ZM96 175V174H95ZM71 176H70V178H71ZM250 176H251V174H250ZM249 176V177H250ZM93 177V176H92ZM94 178V177H93ZM101 177L99 176L98 178H95L96 180L98 179V181H99V179H100ZM81 179V178H80ZM250 179H251V177H250ZM113 180V179H112ZM88 181V180H87ZM86 181H84V183H85ZM250 182H251V180H250ZM249 182V183H250ZM88 183V182H87ZM248 183V184H249ZM253 183V182H252ZM90 185H91V183H89ZM134 185V184H133ZM92 186V185H91ZM104 187V186H103ZM105 188V187H104ZM106 188H108V187H106ZM89 189V188H88ZM10 193L11 192H9V195H10ZM88 193V192H87ZM134 193V192H133ZM90 194H91V192H90ZM97 196V197H98ZM94 197V196H93ZM132 201V200H131ZM30 198L29 197H27V196H25V195H23V194H20V193H18V192H16V193H12L10 196H7L6 197V195H5V193H4V195H3V193H2V191H1V189H0V219L1 218H3V220H5L6 219V217L7 216H12V219L13 220H9V221H6V222H1L0 221V264H61L62 262L59 260V256L56 254V252L54 251V249H53V247L48 243V242H46L47 240H44V238H43V234L42 233H40V231H39V229L37 228L38 226H31L30 227V224L31 225H33L32 224V221L30 220L31 218H33V216H34V213H33V210H30ZM97 205V206H94V205ZM109 205H111L112 207H110ZM36 207H39V206H36ZM35 207V210L37 209ZM122 207V206H121ZM111 208V209H110ZM86 209V208H85ZM88 209V208H87ZM86 211V210H85ZM89 211V210H88ZM37 212V211H36ZM90 213V212H89ZM113 215H112V214ZM126 213V212H125ZM95 214H96V217H95ZM133 215V214H132ZM124 216H126L125 214H124ZM174 216V215H173ZM91 218V217H90ZM34 220V219H33ZM98 221V222H99ZM123 221V222H122ZM31 222V223H30ZM97 222V221H96ZM122 222V223H121ZM100 224H102V222L100 223ZM125 224H126V226H128L127 227V229L125 228V229H123L121 226H125ZM135 224V223H134ZM101 226V225H100ZM40 228V227H39ZM37 230H38V232L39 233H37ZM106 231H110L109 229H107ZM107 233H110V232H107ZM108 235V234H107ZM167 237H168V235H167ZM145 238V237H144ZM148 239H150V238H148ZM168 240V239H167ZM163 244V243H162ZM163 246V245H162ZM137 250H140V251H137ZM153 250V251H152ZM124 251H129V252H125L124 253ZM130 251H131V253H130ZM132 251H137V253H134V252H132ZM176 251V250H175ZM178 253V255H179V252H177ZM177 255V256H178ZM180 255H182V254H180ZM178 257H181V256H178ZM183 257V256H182ZM167 260V259H166ZM181 260H182V258H181ZM184 261V260H183ZM230 262V261H229ZM118 264V263H117Z\"/></svg>",
    "mask_w": 264,
    "mask_h": 264
}]
</instances>
